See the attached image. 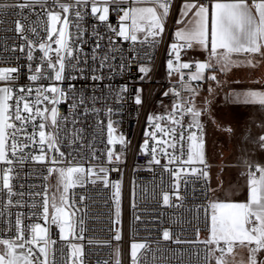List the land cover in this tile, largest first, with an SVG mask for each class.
I'll return each mask as SVG.
<instances>
[{
    "label": "built area",
    "instance_id": "obj_1",
    "mask_svg": "<svg viewBox=\"0 0 264 264\" xmlns=\"http://www.w3.org/2000/svg\"><path fill=\"white\" fill-rule=\"evenodd\" d=\"M140 1L143 0H117V3L110 4L109 19L106 22H100L97 16L91 14V3L80 7V11L84 13L82 19H78L74 12L69 13L66 31L69 44L74 49L75 59L66 57L64 80L42 78L32 81L30 76L38 65H43L45 76L48 74L47 60L41 59L43 52L38 45L43 42L51 43L53 49L57 47L52 41L58 38V33H53L52 41L48 40L46 29L49 21L46 12L60 9L53 0H47L43 5L33 3L25 8L17 5L25 3L26 0H0V4L8 5L0 9V69H17V72L11 74L14 79L0 81V85L12 88L14 97L20 94L21 88H24L25 92L31 88L30 102L36 100V89L40 87L55 85L66 94L56 105L61 118L58 147L64 156L48 153V158L43 162L33 160L30 156L23 163L14 162L11 183L16 195L11 197L12 205L8 204L7 190L0 188V238H14L18 214L25 226L37 223L46 226L49 240L48 264H117V261L119 264H133L129 254L132 243L146 245V248L137 253L139 264H211V257L205 260L207 249L202 243L207 239L206 234L209 231L210 182L209 177L200 175V171L208 172V165L206 162H197L191 166L179 162L168 165V168L173 170L180 167L198 169L196 174L190 171L182 173L177 189L172 172L162 167L167 164L168 158L160 153L159 149L167 145L158 144L150 135H143L145 125H148V133H151L156 131L155 123H159L165 129L175 126L178 139L180 126L172 125L167 119L173 110V104L181 98L185 101L191 99L196 108L197 94L204 88V80H190V76L197 71L196 63L190 59L193 47H185L180 51L179 63H189L190 68L180 69L179 72L170 71L168 68L169 60L173 61L174 66L177 63L171 45L181 43L173 29L178 8L183 0H170L168 16L163 19L164 30L154 43L142 44L139 40L133 43L116 37L108 26L118 30L119 19L123 14L120 9L130 8L133 3ZM194 1L208 5L211 0ZM17 21L24 26L23 33L16 31ZM56 27H63L62 21ZM25 36L34 44L31 49V61L27 56L29 48ZM139 38L143 39V36ZM110 39L115 43L110 44ZM97 42L100 44L99 48L96 47ZM21 46L24 51H20ZM50 56L55 60V52H51ZM105 56L108 59L101 68V59ZM141 66L149 69L146 75L139 71ZM93 76L101 78L93 80ZM137 95L140 96V104L135 102ZM81 99L83 104L80 103ZM9 103L13 104L14 100ZM39 107L50 109L53 105L43 102ZM149 116L165 119L150 122ZM191 119L190 114H185L181 121L185 136V160L188 144L186 138ZM109 121L115 129L113 135L125 138L123 145L108 144ZM36 123H40L39 117ZM200 124L202 125L201 122ZM203 130L202 125V132ZM27 131H33L31 124ZM36 131L38 141L39 129ZM45 131L52 129L49 127ZM191 131H197V135H201L200 130L193 128ZM156 136L158 140L171 142L170 137L164 136L162 132H156ZM144 139L148 141L145 152L141 151ZM8 143L10 145L11 140ZM152 147L157 148L160 165L149 163ZM40 148L39 143H30L24 153L17 155H40ZM109 149L122 153L121 159L109 162ZM7 150L11 156L10 148ZM45 150L47 151L46 146ZM167 151L178 156L181 154L179 144L175 150L167 148ZM53 155L59 162L56 165L50 161ZM75 166L86 170L107 168L109 183L108 186L100 181L92 183L95 177L84 175L82 183L69 188L66 195L71 206L66 207V211L75 212L72 216L75 228L72 233H67L66 230L67 238L62 239L59 226L51 223V207L48 221H45L42 215L43 193L47 189L50 198L49 181L52 175L48 173L49 168ZM6 167V164L0 162V168ZM117 182L120 184L119 222H115L117 218L112 187V184ZM165 192L169 193L168 205L163 203ZM165 230L170 235L167 240L163 237ZM117 234L120 235V240L114 238ZM30 235V230L26 231V236L30 238ZM81 235L82 239L79 238ZM72 245L82 246V255L74 257Z\"/></svg>",
    "mask_w": 264,
    "mask_h": 264
},
{
    "label": "snow or ice",
    "instance_id": "obj_2",
    "mask_svg": "<svg viewBox=\"0 0 264 264\" xmlns=\"http://www.w3.org/2000/svg\"><path fill=\"white\" fill-rule=\"evenodd\" d=\"M47 0H26L25 3L17 5L20 8L29 7L30 4L39 3L45 4ZM60 11L48 10L46 12L49 25L46 31L48 32V40L52 41L53 33H58V38L52 41L57 45L55 49L52 48L51 43H39L38 47L43 52L42 60H47L48 74L45 76V69L43 65L35 67L34 73L30 76L32 81H37L42 78L53 79L54 81L64 80V72L66 68V57H74V49L69 44L67 38V28L69 24L68 14L73 13L78 19H82L84 13L80 11L81 6H86L91 3V14L97 16L100 22H106L109 19V5L117 3V0H72V2L61 3L59 0H53ZM123 2V0H120ZM155 6L153 7H130L127 9L121 8L120 11L123 15L120 16L121 24L119 29L108 27L118 38L125 41H132L133 43L139 40L140 43H154L156 37L163 32V19L168 16L170 8V0H153ZM8 7V5L0 4V9ZM159 10V11H158ZM194 10V11H193ZM192 12L193 19L189 21L191 27L178 29L175 36L181 43H173L171 49L175 53L177 61L174 66L173 61H168V68L170 71H180V69L190 68L189 63H179L180 51L185 48H191L193 44H199L207 47L210 37L211 52L209 62H197V71L190 76V80L198 81L204 78L203 74L206 69H215L219 65L220 71H226L231 68L237 61L233 60L234 54H246L245 62L248 65L255 66L254 57L258 54L264 57V0H216L211 5V12L208 6L197 4L185 0L182 8L180 9L181 17H187ZM63 14V16H62ZM209 16H210V29H209ZM131 21L130 26L125 24V21ZM63 23V27L59 29L57 24ZM183 23V19L177 21ZM77 27H79L77 25ZM16 31L18 33L24 32V26L17 21ZM35 31V29H32ZM137 33H143V39H140ZM29 51L27 53L28 60L33 59L31 49L34 44L31 40H27ZM110 44H114V40H109ZM100 47L99 42L96 45ZM20 51H24L21 46ZM95 52V49L93 50ZM51 52H55V60L50 56ZM63 53V54H62ZM95 59V56L93 57ZM108 57L105 56L101 59L100 67L103 68ZM215 60V65L211 62ZM31 68V65H30ZM139 71L145 75L149 69L141 66ZM17 72L16 68L0 69V81H7L14 79L12 73ZM101 77L93 76L92 79H100ZM209 79L215 80L216 76L212 75ZM181 80L183 81V73H181ZM126 90V89H125ZM195 91L194 89H190ZM51 93L52 95H48ZM32 94V89L28 88L25 92L24 88L20 89V94L16 97L13 96V89L10 87H0V162L6 164L8 167L0 168V188L6 189L9 197L8 204L12 205L13 200L11 197L16 195L13 191L12 174L14 162L23 163L25 159L30 158L39 162H43L48 158V153H58L61 157L64 156L63 152L59 150V127L60 117L56 105L61 102V97H65L63 89L50 85L48 87H40L36 89V100L29 101ZM167 95V93H165ZM179 97L180 94L176 93ZM243 102L248 104H260L264 106V92L248 91L242 94ZM10 104L9 101H13ZM48 102L53 105L50 109L45 107L41 109L39 104ZM136 104L141 103L140 96H136ZM83 104V99L80 100ZM76 107V105H73ZM111 111V109H109ZM185 114H190L192 119L188 125L189 134L187 135V159H183L184 151V129L181 121ZM201 112L197 110L192 103L191 99L185 101L183 98L179 99L173 104V110L169 113L167 119L172 125H179L180 132L177 139V128L171 127L168 129L162 128L159 123H155L156 131L146 133L158 144H165L167 147L159 149L165 157H167V164L162 165L166 171H170L176 180V188H179V181L181 174L190 171L196 174L198 169L195 167L185 168L180 167L176 170L168 168V165L179 162L182 165L191 166L194 163L205 164L204 160V142L202 137V125L200 124L199 117ZM37 117L40 118V123L37 124ZM66 119V117L64 118ZM149 121H159L165 117L149 116ZM29 124L33 131H27ZM51 128L52 131L46 132V128ZM38 141H37V131ZM201 131V135H197V131ZM108 129V144L115 145L117 143L123 145L125 138L123 136L116 137L113 135L115 129L113 124L109 121ZM156 132H162L164 136L170 137L171 142L168 140H158ZM11 140L9 145L8 141ZM36 143H39L40 155L25 154L24 150ZM180 146V155L169 154L167 148L175 150L177 145ZM259 144L264 148V136L259 137ZM45 146L47 151L45 150ZM10 148L11 156H9ZM148 141L145 140L143 149L147 150ZM122 153H116L114 150L107 151V159L109 162L121 159ZM150 164L160 165L161 161L158 158L157 148L151 149ZM53 165L58 164L55 155L50 158ZM49 175L55 173L57 175L56 191L52 193L49 198L48 190L45 189L43 193L42 215L45 221L49 220L50 207L53 210L51 213V223L56 224L60 228L61 238L65 239L67 233H72L75 224L72 221V216L75 212L66 211V207L71 206L67 198V193L70 187L83 182L84 175L93 176L91 182H102L108 186V169L99 167V169L89 168L84 169L80 166L75 167H52L48 169ZM257 173L259 177L257 178ZM200 175L207 178L209 173L206 170H201ZM47 179V177H46ZM62 186V191H61ZM114 188L113 199L115 202V216H120V184L119 182L112 184ZM56 192H60L59 205L57 203ZM23 196V193H19ZM178 196V193H177ZM163 203L169 204V193H163ZM179 198V197H178ZM83 199V198H82ZM18 203V202H17ZM213 210L211 215V228L209 237L202 241L206 245L207 254L205 260L209 257L215 259V264H230L228 257L234 256L237 247L247 248L248 259L242 261L241 264H264V261L257 260V253L264 251V166L256 165L255 171H249V199L247 203H212ZM2 215V213H0ZM82 220L80 223L82 224ZM30 230V238L26 236V231ZM83 228H81V233ZM48 228L42 227L37 223L31 226L22 224L20 215L18 214L15 220V233L14 238H0V264H48V244L47 239ZM165 240L170 238L169 232H163ZM79 238H83L81 235ZM120 240V235L114 237ZM43 242V243H41ZM55 243V241H52ZM221 243L223 247H221ZM132 259L133 264H139L137 260V250L146 248L144 243H133L132 246ZM72 255L78 257L82 255V246L72 245ZM219 255H216V253ZM41 257H43L41 259ZM119 264V261H117Z\"/></svg>",
    "mask_w": 264,
    "mask_h": 264
},
{
    "label": "crops",
    "instance_id": "obj_3",
    "mask_svg": "<svg viewBox=\"0 0 264 264\" xmlns=\"http://www.w3.org/2000/svg\"><path fill=\"white\" fill-rule=\"evenodd\" d=\"M189 2H193V0H189ZM215 2L216 0H211L208 5H205L209 7L210 12L211 5ZM184 3L185 0L181 2L178 8L173 31L185 26L191 27L189 21L193 19L192 12L187 17L182 18L180 15V9ZM181 19H183V23H177ZM192 47L190 59L193 62L210 61V37L207 47L199 44H193ZM253 59L255 66L245 62L246 54H234L233 60L237 63L228 70L220 71L219 65H216L214 70L206 69L202 79L204 80V88L197 94L196 109L201 112L199 120L204 127L203 141L204 138L222 136L228 137L230 144L232 143L227 155L229 161L227 167L225 162L218 163L210 160L209 163H206L208 169L216 165L221 167L222 172L220 179L213 177L211 171L208 175L213 189L210 191L209 231L206 238L209 237L211 228L213 212L211 204L247 203L250 166L251 171H255L256 165L264 166V148H261L259 144V137L264 136V106L244 103L242 95L248 91L264 92V57L257 54ZM211 62L215 65V60H211ZM212 75L216 76L215 80L209 79ZM0 87L5 86L0 85ZM221 155L220 150L217 156ZM204 159L208 162L207 158L204 157ZM259 175L257 173V178ZM256 258L258 261H264V251L257 253ZM247 259V248L240 247L235 249L234 256L228 257L230 264H241Z\"/></svg>",
    "mask_w": 264,
    "mask_h": 264
},
{
    "label": "rangeland",
    "instance_id": "obj_4",
    "mask_svg": "<svg viewBox=\"0 0 264 264\" xmlns=\"http://www.w3.org/2000/svg\"><path fill=\"white\" fill-rule=\"evenodd\" d=\"M153 6H155V4L153 3V0H143V1H140V2L133 3L131 7H153ZM124 23L130 26L131 21H130V24H128V21H125ZM120 24H121V20H120ZM176 31H174V32L176 33ZM137 35H138V37H140V36H143L144 34L143 33H137ZM204 139H205L203 141L204 142V157L208 159V162H206V159H204L205 162L209 163L210 160H212V161L214 160V161H216L218 163L225 162V165L227 167V163H229L227 155H228V152H229V147L232 145V143L230 144V139L228 137H222V136H214V137L212 136V138L209 137V138H204ZM220 150L222 152V155L221 156H217V154H218V152ZM210 171H211V173H213V177H216V179H220V175L222 173L220 166L217 167L215 165L212 168L210 167V169H208V173ZM49 186H50V198H51V195H52L53 192L56 191V186H57V175L55 173H53L52 176L50 177ZM210 187H211L210 191H212V189H213L212 185ZM61 191H62V186H61ZM56 196H57V203L59 205L60 192H56ZM41 226L42 227H46L44 225H41ZM132 244L129 247V254H130L131 257H132V255H131V252H132L131 246H132ZM0 247H2V246H0ZM139 250H137V253L139 252ZM216 255H219V253L217 252ZM214 260L215 259L211 257V264H215Z\"/></svg>",
    "mask_w": 264,
    "mask_h": 264
},
{
    "label": "water",
    "instance_id": "obj_5",
    "mask_svg": "<svg viewBox=\"0 0 264 264\" xmlns=\"http://www.w3.org/2000/svg\"><path fill=\"white\" fill-rule=\"evenodd\" d=\"M148 132H149V127H148V125H145V127H144V131H143V135H144V136H147L146 133H148ZM145 140H146V139H144V141H143L142 144H141V151H143V152H145V150L143 149V146H144V142H145Z\"/></svg>",
    "mask_w": 264,
    "mask_h": 264
}]
</instances>
